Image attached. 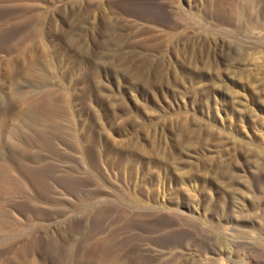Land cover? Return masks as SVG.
<instances>
[{
	"label": "rangeland",
	"instance_id": "obj_1",
	"mask_svg": "<svg viewBox=\"0 0 264 264\" xmlns=\"http://www.w3.org/2000/svg\"><path fill=\"white\" fill-rule=\"evenodd\" d=\"M105 262L264 264V0H0V264Z\"/></svg>",
	"mask_w": 264,
	"mask_h": 264
},
{
	"label": "bare ground",
	"instance_id": "obj_2",
	"mask_svg": "<svg viewBox=\"0 0 264 264\" xmlns=\"http://www.w3.org/2000/svg\"><path fill=\"white\" fill-rule=\"evenodd\" d=\"M49 216V215H48ZM9 223H12V221L10 220V222ZM105 263H108V262H105ZM109 264V263H108Z\"/></svg>",
	"mask_w": 264,
	"mask_h": 264
}]
</instances>
